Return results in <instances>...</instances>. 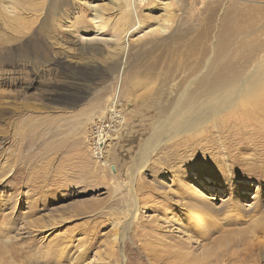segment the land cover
<instances>
[{"label":"rangeland","instance_id":"rangeland-1","mask_svg":"<svg viewBox=\"0 0 264 264\" xmlns=\"http://www.w3.org/2000/svg\"><path fill=\"white\" fill-rule=\"evenodd\" d=\"M0 264H264V0H0Z\"/></svg>","mask_w":264,"mask_h":264}]
</instances>
